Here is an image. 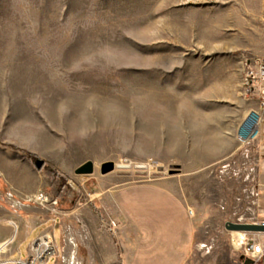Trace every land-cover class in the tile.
<instances>
[{
    "label": "rangeland",
    "instance_id": "374dc122",
    "mask_svg": "<svg viewBox=\"0 0 264 264\" xmlns=\"http://www.w3.org/2000/svg\"><path fill=\"white\" fill-rule=\"evenodd\" d=\"M257 58L264 0H0V161L60 215L57 264H160L167 249L114 202L141 185L186 206L182 264H246L264 233L226 225L264 223V107L243 89ZM252 112L262 122L242 141ZM1 174L0 203L12 202Z\"/></svg>",
    "mask_w": 264,
    "mask_h": 264
},
{
    "label": "crops",
    "instance_id": "0c3cea01",
    "mask_svg": "<svg viewBox=\"0 0 264 264\" xmlns=\"http://www.w3.org/2000/svg\"><path fill=\"white\" fill-rule=\"evenodd\" d=\"M0 172L3 173L2 176H5L4 181L8 191L14 194L12 202L3 200L0 203V245L9 241L16 232L8 252L1 257L6 258L11 254H17L23 259L20 247L24 244L28 245L29 252L33 243L44 233H52L55 237V233L59 231L62 238L63 221L53 205L49 206L42 200V187L35 186L28 190L24 188L25 184L22 186L11 183L10 177L3 171L1 161ZM30 200H34L38 204L35 206L25 205V202ZM114 202L124 216L137 225L140 240L153 239L152 245L155 244V247H159L157 242H161L162 247L167 249L163 253L155 254L159 258L153 259L155 263H183L188 249L185 247L180 250L178 247L188 246L191 237V219L186 206L174 192L160 185H141L117 191L114 195ZM12 224L16 225V229ZM160 232H164V235H160ZM163 242H166L167 245L162 244ZM150 253L143 254L148 257L146 261L140 260L142 262L151 261L152 254ZM162 254L168 256L167 261H161ZM58 258L59 256L56 264ZM136 261L137 259L133 257L129 264H135Z\"/></svg>",
    "mask_w": 264,
    "mask_h": 264
},
{
    "label": "built area",
    "instance_id": "2783aa9c",
    "mask_svg": "<svg viewBox=\"0 0 264 264\" xmlns=\"http://www.w3.org/2000/svg\"><path fill=\"white\" fill-rule=\"evenodd\" d=\"M243 89L247 99L258 98L260 108L264 107V58H257L247 64ZM250 116L251 118H247L238 130V138L242 141L255 137L262 122L260 113L252 112ZM12 225L16 229V225ZM15 236L16 232L9 241L0 245V264H47L49 260L59 256L58 243L54 235L44 233L30 247L26 260L21 259L17 254L2 258L1 256L8 252ZM243 249L247 260H250L251 264H258L264 258V245L262 243L250 239L245 243Z\"/></svg>",
    "mask_w": 264,
    "mask_h": 264
},
{
    "label": "water",
    "instance_id": "95a60500",
    "mask_svg": "<svg viewBox=\"0 0 264 264\" xmlns=\"http://www.w3.org/2000/svg\"><path fill=\"white\" fill-rule=\"evenodd\" d=\"M43 166L42 161L36 162L37 169H41ZM92 173V165L89 163L79 169L78 174ZM226 229L230 232H245V233H264V223L262 224H234L228 223ZM246 264H251L250 260L246 261Z\"/></svg>",
    "mask_w": 264,
    "mask_h": 264
},
{
    "label": "bare ground",
    "instance_id": "6f19581e",
    "mask_svg": "<svg viewBox=\"0 0 264 264\" xmlns=\"http://www.w3.org/2000/svg\"><path fill=\"white\" fill-rule=\"evenodd\" d=\"M249 118H251V116H249ZM255 135V134H254Z\"/></svg>",
    "mask_w": 264,
    "mask_h": 264
},
{
    "label": "trees",
    "instance_id": "16d2710c",
    "mask_svg": "<svg viewBox=\"0 0 264 264\" xmlns=\"http://www.w3.org/2000/svg\"><path fill=\"white\" fill-rule=\"evenodd\" d=\"M43 167V166H42Z\"/></svg>",
    "mask_w": 264,
    "mask_h": 264
}]
</instances>
